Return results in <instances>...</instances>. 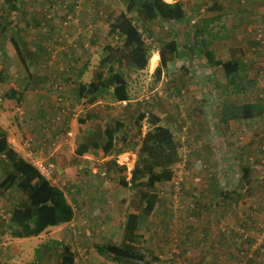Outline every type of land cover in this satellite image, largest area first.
Returning <instances> with one entry per match:
<instances>
[{"label":"rangeland","instance_id":"rangeland-1","mask_svg":"<svg viewBox=\"0 0 264 264\" xmlns=\"http://www.w3.org/2000/svg\"><path fill=\"white\" fill-rule=\"evenodd\" d=\"M64 1L67 4L66 8L61 6ZM165 1L171 3L175 0ZM180 1L184 5L186 18L189 19V22L178 26L179 32L176 34L177 37L175 35L174 38L179 43L185 42L188 33L190 37L188 42L195 44L192 45L193 50L203 49L204 47L201 45L202 38L205 40L204 38H207V35H204V37L197 36L193 40L191 38L192 25L194 23L199 24L200 20L205 18L207 8L213 5L214 1L223 2L224 0ZM258 1L262 3L264 0ZM73 2L74 0H22L20 12H24V9L29 15L20 14L15 17L18 20L15 26L18 23L24 24L25 21L29 20L28 27L33 28L36 37L43 36V72L53 71L57 68L56 77L51 75L47 76V79H43V91L46 90L44 92L47 94L57 92L60 94L58 97L65 98L64 102L67 99L71 100L69 101L71 105L66 106L76 116L85 117L86 115L87 118L88 114H93L94 118L89 119L90 122L82 125L84 132L90 130L87 135L91 139H100L99 134H102L105 125L108 122L112 123L115 117H120L127 125L131 126L129 132L130 134L134 133L133 117L145 107L140 106L142 101L148 103L150 101V108L148 104L146 109L148 108L156 113L161 119V124L171 128L178 143L180 160L178 164L172 167V170L175 169V172L173 171L175 176L177 172L182 173L183 191L180 202L183 204V208H186L184 205H190L193 200L192 192L197 191V194L201 193L199 210L207 212L203 219L201 218L202 221L199 227L201 230L192 229L194 234H191L186 243L182 247L179 245L180 248H178L176 243H171L168 239L175 236L173 233L181 237L180 229L182 225L187 222L192 226L195 222L189 221L190 216L189 218L186 216L185 212L187 211L183 210L181 205L176 206L172 202L171 183H159L155 191L159 194L160 200L156 204L155 211L144 219L140 227L144 245L153 250L159 258L154 264H239L240 261H244L245 264H264V251L257 250L253 252V258L247 255H243V259L239 257L240 250L249 245L253 239L255 241L260 226L264 224V150L261 149L264 141V123H262L264 118L252 119L251 124L249 123L250 126L247 122H244L245 119H238L240 127L234 131V138L231 137L230 140L229 137L227 139L216 138L215 135L219 137L217 133H222V126L226 124L219 121L218 118L221 114L222 99L226 100L228 95L223 94V96H220V92L215 90L216 96L212 93V98H216L215 101L211 100L209 104L204 103V98L201 95L205 93L203 88L199 86L203 81V76H199L196 73L197 69H195V67H202L198 60L203 56L190 60L186 53L189 50L182 49V46L179 48L180 60H173L174 62L168 63L167 68H163L160 79H155L154 72H152L155 70V66L152 65L151 58L153 57L154 64L156 60L157 65L159 64V49L162 42L167 39V35L170 36L166 30L169 26L175 24L171 21L162 23L156 20L151 24V34L144 33V39L147 45L150 46L148 66L140 71L125 68L124 71L128 72L130 78L128 90L131 99L129 102L126 104L114 102L110 91L93 99L92 102H82V99L77 96L78 82L80 81L88 86L92 81L97 80L98 73L107 76V66L101 65L99 60L104 53V46L107 43L115 42L112 37L107 35L109 22L125 10L126 4L125 0H81L80 8L75 10ZM225 2L231 3L229 0H225ZM49 4H54L56 8L50 12L52 16L47 18L44 9ZM7 10L5 0H0V18L2 21H9L8 19L12 15L9 14L12 11ZM238 10L236 11L244 13ZM65 11L73 13V21L66 28H63ZM259 12H261V9H259L258 18L255 20L259 21L260 24L256 21L245 20L239 14L240 17L237 16L236 20H243V23H236V29L241 34H248L246 29L251 25L256 24L258 28L260 25L264 27V14ZM230 14L232 13L226 12L225 18ZM39 20H43V24L47 26L43 33L40 24L34 22ZM208 38H211L210 34H208ZM205 42L207 44L206 40ZM258 49L251 54L256 56L255 62L258 63L256 66L259 70L262 66H260L258 58L261 55L264 56V53H262L264 50L260 52ZM54 54L55 58L53 59L51 55ZM191 61L195 63L192 68L195 69V76L188 79V74L184 73L181 66L183 64L187 65V62ZM245 68V66L241 67L236 73L235 84L239 86L236 91L240 95L239 100L235 101L236 105L242 104L245 100L243 97L245 93L242 91L245 85L249 84L246 75L243 77ZM81 69L85 71H83V77L78 76ZM181 72L188 80L185 87L180 85L181 81L179 79H174L180 76L179 73ZM212 73L214 74V71ZM50 83L52 84L45 86V84ZM55 84L63 86V88L58 89L59 87H55ZM196 85L200 89L194 88ZM219 86L220 84H217V87ZM59 103L63 104L61 101ZM205 105L207 106L205 107ZM57 110L59 111L60 108L58 107ZM57 114L55 115L57 116L55 122L44 124L43 133L53 134L55 131L53 128L56 127V124H62L60 123V116ZM210 115L216 116V119L212 118L210 120V117H207ZM74 117L72 116V118ZM37 127L33 130L39 133L40 127ZM148 127V123L143 122L142 133ZM67 130V133L72 131L74 134L75 124L73 122L68 123ZM249 130L254 135L252 141L254 147L250 151H246L243 144H245L244 140L247 138L245 135ZM67 133L59 142H62L65 146L63 153H60L53 160L55 164L51 161L56 170V180L51 183L66 192L68 200L75 209L74 220L67 224L48 228L36 237L17 238L12 237L8 232L3 235L0 234V264H59L57 253L62 251L64 245L71 248L77 264H116L101 255L96 248L100 245L115 242L116 232L120 230L119 228L122 227L125 221L127 206L134 191L121 185L120 179L123 176V171L118 170L112 164V161H117L118 156H121L120 161L129 162L128 167H133L138 157L139 145L132 144L133 146L130 145V147H133L132 150L117 156L114 154L109 157L108 155H102L101 150H96L97 152L90 156L85 154L78 156L72 152L68 154L69 151L74 149V146L72 144L73 136H70L71 139L68 140L70 144H67ZM59 135H61V130ZM102 139L105 140L103 136ZM227 140H229V143ZM230 148H233L236 153L231 154L230 159L237 162L226 163L228 165L227 169L231 170L233 166L235 168L228 173H223L227 177H230L232 173V176L235 177L237 169L240 170L237 174L240 180L237 184L240 185L232 184L228 186L227 183L224 187L218 186L215 184V182L217 183L216 176L223 177L219 167L221 163L219 153L220 150ZM34 158L39 159L35 156ZM43 159L47 161V157H44V155ZM181 161L184 163L183 169L179 168V165L183 164ZM124 165L126 166V164ZM244 169L250 170L247 176L248 179L243 176ZM126 172L129 175L130 171L128 169H126ZM102 173H105V175ZM10 191L3 194L0 192L1 213L6 214V211L8 212L6 202L9 194H11L12 199L17 201L26 199V196L20 192L10 193ZM221 191L228 192L227 194L230 192V198L232 199L222 196ZM211 199L219 201L212 208ZM201 211L200 213L203 215ZM6 216H8V213ZM195 225L198 226L197 223ZM167 227L168 229H166ZM242 228H247L248 240L246 241L243 240L244 234L243 237L240 235ZM169 229L171 236L167 233ZM206 230H209L206 233L209 238L207 236L201 237L200 232L205 233ZM227 230L228 233H226ZM204 238L207 239L204 240ZM208 243L211 244V247ZM42 245H50L52 248L46 250V248H41ZM39 248H41V251L38 255L36 250ZM184 248L187 249L186 253L183 252ZM212 253L220 256V258L215 259L213 257V260H215L212 261Z\"/></svg>","mask_w":264,"mask_h":264},{"label":"trees","instance_id":"trees-1","mask_svg":"<svg viewBox=\"0 0 264 264\" xmlns=\"http://www.w3.org/2000/svg\"><path fill=\"white\" fill-rule=\"evenodd\" d=\"M17 1L5 0V7L10 11L16 12ZM238 1L240 3V0ZM217 3V1H214V5ZM125 4V10L121 11L109 22L107 35L112 37L115 42L107 43L104 46V53L99 60L101 65L107 66V76L98 73L97 80L90 83L89 90L86 89L85 85H80V89L77 91L78 98L85 97L86 94H91L88 100L92 102L93 99L110 91L114 102H129L131 99L128 90L130 78L128 72L124 70L125 68H131L134 71H140L148 66L150 46L147 45L144 39V33L148 34L152 32L151 24L156 20L162 23L171 21L175 24L167 28L166 32L170 35H167V39L169 40H164L159 49L160 62L153 73L155 79H160L162 70L164 67L167 68L168 63L174 62L173 60H180L179 48L181 46L183 47L182 49L189 50L186 53L190 60L194 58L198 59V57L202 56L211 59L214 58V52L203 38L201 45L204 48H198L196 51L192 47L195 44L188 42L190 38L188 33L186 34L187 37L185 39L187 40L185 42L179 43L174 38L179 32L177 29L178 26L189 22V19L186 18L187 16L182 1L175 0L170 3L165 0H125ZM2 22L1 20L0 33H4L12 24L11 21ZM203 30L204 26L202 24L194 23L191 29V38L194 40L195 37L200 36ZM255 43H258V46L261 45L259 41ZM253 47L256 51V46ZM254 50L250 49L252 52H255ZM198 61L201 63L200 60ZM156 63H153V65L155 66ZM238 63L237 59L222 63L227 78L234 80L235 90L239 89V86L235 84L237 75L234 69L236 65H239ZM194 65V61L187 62V65L183 64L181 69L185 74H188V69H192ZM194 70H191V75L188 74V79H192L195 76ZM236 70L238 72L237 68ZM83 71L81 69L79 74H82ZM262 72L264 73V70ZM179 74L180 76L174 79H179L181 81L180 85L185 87L188 80L183 76L184 74L182 72ZM140 104V106L145 107L133 117L135 132L132 134L129 132L131 126L127 125L120 117H115L112 123L108 122L105 125L102 134H99L100 139L87 138L81 130L75 136L76 155H83L90 150L96 151L100 149L102 155L110 156L114 154L117 156L132 150L133 147H130V145H139L138 157L130 172L129 179L127 178L126 166L118 165L115 160H113L114 162L112 161V164L118 170L123 171V176L120 179L121 185L134 191L127 206L125 221L122 227L119 228L120 230L116 232L117 237H115V242L100 245L96 248L101 255H104L116 264H154L159 260L157 254L144 245L140 227L144 219L155 211L156 204L160 200L155 188L159 183L164 182L173 185L176 177L172 167L178 164L180 160L178 143L174 138L171 128L161 124L160 117L150 109H146L148 104L150 108V101L149 103L142 101ZM3 106H6L4 102L1 107ZM6 107L13 108L14 106ZM259 108L260 106L258 104H230L224 108L221 117L225 122L229 119H247L259 113ZM87 116L93 117L94 115L88 114ZM78 121L82 124L85 122V119L78 118ZM143 122H147L149 125L144 133H142ZM102 136L106 138L104 142ZM27 144H29V149L32 151L30 142H27ZM0 154H5L11 166L10 170H3V176L0 181L1 194L11 190L10 193L18 191L26 196L24 201H17L12 199L11 194H9L6 202V208L8 210L6 214L8 213V216L0 212V234L3 235L8 232L12 237L17 238L36 237L48 228L67 224L74 220L75 209L68 200L66 192L41 176L37 168L28 158H25V156L19 157L16 150L12 146H8L6 137H0ZM243 171L244 178L248 179L247 176L250 170L244 169ZM180 191L181 193L183 191L182 183ZM195 192L197 193V191ZM193 193V200L190 202V205H184L186 208H183L181 202L179 203L182 209L187 211L185 212L186 216L188 218L190 216L189 221H194L198 226L195 223L190 226L186 222L180 229L181 237L173 233L176 241L170 239L168 241L176 243L178 248L186 243L191 234H194L192 229L196 231L201 230L199 228L200 222L207 213L199 210L201 193L197 195ZM227 193L225 191L220 192L222 196L230 198V192L229 194ZM217 202L219 201L211 199V208L216 206L218 204ZM200 211L203 215H201ZM206 221L205 224L207 225ZM246 230L247 228H245ZM262 230H264V224L260 226L259 233L256 237L259 236ZM167 233L171 235L170 229ZM207 235L203 231L200 232L201 237ZM240 235L243 237V234ZM243 240L246 241L248 238H243ZM253 242L254 239L250 244ZM208 244L209 246L211 245L210 243ZM41 248L49 250L52 247L50 245H42ZM41 248L36 250V254L40 253ZM186 251L187 249L184 248L183 252L186 253ZM57 255L59 264H77L75 255L68 245H64L62 251L57 253ZM239 257L243 259L244 256L240 254Z\"/></svg>","mask_w":264,"mask_h":264},{"label":"crops","instance_id":"crops-1","mask_svg":"<svg viewBox=\"0 0 264 264\" xmlns=\"http://www.w3.org/2000/svg\"><path fill=\"white\" fill-rule=\"evenodd\" d=\"M21 1L22 0L17 1L16 12H10L9 9L7 10L10 12L9 14H12L10 17L12 19L9 18L8 20L14 24H11L8 29L4 31V33H0V137H6L8 146H14L13 148L14 150H16L19 157L25 156V154L27 153L24 150L25 145L27 142H30L33 157L35 156L36 158L46 161V159H43L44 155V157H47L48 162L52 161L54 163L53 160L64 151V144L62 142H59L60 139H62L68 132V123L73 122V124H75L74 134L71 131L67 133L68 139L65 138L67 140V144H70V136H73L72 144L74 146V149L68 152V154H70L71 152L75 153L76 134L79 132V130L83 131V123H79L78 118L85 119L84 123H86L90 122L89 119H92L94 117L87 116L86 118V115L85 117H79L75 114H72L71 109L66 106L71 105L69 103V101L71 100L67 99V101L64 102L65 98L62 99L58 97L60 96V94H58L57 92L54 94L51 92L47 94L46 92H44L46 90L43 91V79H47V76L51 75L56 77L57 68H55L53 71L50 70L49 72H43V36L36 37L33 28L31 26L28 27L29 20L25 21L24 24L18 23L17 26H15V24L18 22L15 17L19 16L20 14L25 16L29 15L24 9V12H20V9L22 7ZM229 2L231 3H227L224 0L223 2H218L216 5H210L207 8L205 18L200 20L199 24H202L204 26V30L202 31L200 36L204 37V35H207V38L204 39L207 41V44H209L211 50L214 52V58L211 59L202 57L200 59V64H202V67H195V69H197L196 73H198L199 76H203V81L199 86L203 88V91L205 93L201 95L204 98V103L209 104L211 100L215 101L216 98H212V93L216 96L215 90H218L220 92V96H223V94L228 95V97H226V100L222 99V113L226 106L235 104V101L239 100L240 97L237 91L234 90V80H230L229 78H227L222 63L237 59L239 65H236L235 67L233 66L236 73V68L239 70L241 67H246L243 77H245L246 75L249 84L245 85V87L243 88L242 92L245 93V95L243 96L245 100L242 104H258L260 106L259 113L251 118H247L244 120V122H247L249 125V123L251 124V122L253 121L252 119L254 118H264V73L262 72L264 70V56L261 55L258 58L260 66H263L258 70V66H256L258 65V63L255 62L256 56L252 55V51H250L253 46H256L258 48V43H255L256 41H258L256 38L258 25H251L246 29V32L248 34H241V32L236 29L237 27L235 26V24L243 23V20H236L237 16H242L245 20L256 21L258 24H260V22L255 19L258 18L257 15L259 9H261V12L259 13L264 14V1L261 3V1L258 0H240L239 3L238 0H229ZM236 10L243 11L244 13L237 12ZM226 12L232 14L225 18ZM1 20L2 19L0 18V21ZM42 21L43 20L34 22L36 24H40L41 31L43 33ZM5 22L6 20L2 23ZM208 34L211 35V38H208ZM252 35L254 38L252 37ZM258 50L261 52L262 50H264V48ZM51 58L54 59L55 54L51 55ZM191 70L192 69H188L187 71L189 75L192 74ZM213 71L214 74L212 73ZM84 72L82 74L78 73V76L83 77ZM223 74L225 75V77H223ZM51 84L52 83L45 84V86ZM82 84L85 85V83H82L80 81L78 82L77 91L80 89L79 86ZM217 84H220V86L217 87ZM89 86L90 85L85 86L87 90H89ZM55 87H59L58 89L63 88V86H58V84H55ZM194 88L200 89L197 87V85L194 86ZM90 96L91 94H86V98H81L82 102L87 101V103H89L88 98ZM59 101H61V103L63 104H60ZM3 102L6 106L14 107H1ZM206 106L207 105H205V107ZM56 107H59L60 110L58 111ZM53 111L55 112L53 113ZM57 113L60 116L59 119H61L60 123L62 124H56V127L53 128V130H55L53 134L43 133L44 124L55 122V118L57 117L55 115ZM72 116L75 117L72 118ZM207 117H210V120L212 118L216 119V116L214 117V115H210ZM218 119L222 123L226 124H223L222 126V133H217L219 137L217 135H215V137L219 139H227V137H229V140L231 139V137L234 138V131L240 127V122L235 119H229L225 122L222 119L221 114ZM262 121V123H264V119ZM37 126L40 127L39 133H36L33 130V128H38ZM229 129L230 131H228ZM60 130L61 135H59ZM89 132L90 130L84 132L87 138V133ZM245 136H247V138L244 140L245 144H243V147H246V151H250V149H253L254 147L252 143L254 135L249 130L247 132V135ZM229 140H227V142ZM104 141L105 140H103V142ZM97 151H100V149H98ZM97 151L90 150L89 152L85 153V155L90 156ZM231 154H236L233 148L220 150L219 155H221V158H219V161L221 163L219 164V167L221 168V175L223 177L220 178L219 175L218 177L216 176L217 183L215 182V184L218 186L220 185L224 187L227 183L228 186H231L232 184L236 185L239 182L237 174L240 170L237 169V172H235V177L232 176V173L230 174V177H227V175H224L223 173H228L233 168H235V166H233L231 170L227 169L228 165L226 163L236 161H232L230 159ZM133 167L131 169H133ZM4 169L10 170L11 166L5 154H0V174L2 172L0 181L2 179ZM206 186L208 185L206 184ZM208 232L209 230L205 231V233ZM207 238H209L208 235ZM213 257H215V259L220 258V256L212 253V261L215 260H213Z\"/></svg>","mask_w":264,"mask_h":264},{"label":"built area","instance_id":"built-area-1","mask_svg":"<svg viewBox=\"0 0 264 264\" xmlns=\"http://www.w3.org/2000/svg\"><path fill=\"white\" fill-rule=\"evenodd\" d=\"M80 4H81V0H74V2H73L74 9L75 10L79 9L80 8ZM61 6L63 8L67 7V4L65 3V1L61 4ZM55 8H56V6L54 4H49L47 6V8L44 9L47 18L52 16L50 14V12L53 11ZM48 11H49V13H48ZM63 16H64V18H63L62 27L66 28L73 21V13L72 12L70 13L69 11H65ZM43 26H44V28H43ZM46 29H47V26L42 24V30L45 31ZM256 38L260 42V44L262 46H264V27L259 26V28H258V30L256 32ZM261 45L258 46L259 49L262 48ZM251 49L254 50V47H252ZM156 65H157V63H156ZM156 65H155V68H156ZM152 72H154V70ZM120 103L126 104V101H122ZM261 149L264 150V141L262 143ZM24 150L27 152L25 154V158H28L30 160V162L37 168V170L39 171L41 176H43L44 178L49 180L50 183L54 182L53 180H56V177H55V175H56L55 174L56 173L55 165L52 162H48V161L41 160V159H35L32 156L33 152L29 149V144L25 145ZM120 157L121 156H118V160L116 162L119 165L126 164L127 169L131 172V170H132L131 168L132 167H128L129 162L126 163L124 161H120ZM179 168L183 169L184 168V163L179 165ZM173 171L175 172V169ZM130 172H129V175L127 176L128 179H129V176H130ZM102 174L105 175V173H102ZM176 174H177L175 176L176 179L174 180L173 185H172L173 194H172L171 200L174 203V205L179 206L180 205V203H179L180 202V197H181V191L180 190H181V183L183 181V177L181 176L182 175L181 172H177ZM174 175H175V173H174ZM193 194L197 195L196 192H194ZM227 232H228V230H227ZM241 234H244L243 238H245V239L248 237L244 228H242ZM169 236H171V235H169ZM169 239L176 241L175 236H172ZM263 245H264V230H262V232L259 234V236L255 238V241L252 244L247 245L246 248L241 250L240 254L241 255H247L248 257H250V256L252 257V253L253 252H255L257 250L264 251ZM248 249H249V251H251L250 253H249ZM239 264H245V262L241 261V262H239Z\"/></svg>","mask_w":264,"mask_h":264},{"label":"bare ground","instance_id":"bare-ground-1","mask_svg":"<svg viewBox=\"0 0 264 264\" xmlns=\"http://www.w3.org/2000/svg\"><path fill=\"white\" fill-rule=\"evenodd\" d=\"M167 1H170V0H167ZM153 58V57H152ZM151 58V61H152V65H153V59Z\"/></svg>","mask_w":264,"mask_h":264}]
</instances>
